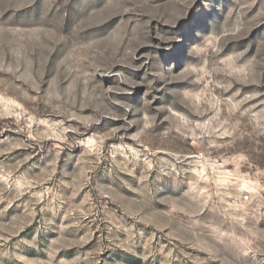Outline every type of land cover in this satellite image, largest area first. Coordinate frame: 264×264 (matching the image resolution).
<instances>
[{"label": "rangeland", "instance_id": "rangeland-1", "mask_svg": "<svg viewBox=\"0 0 264 264\" xmlns=\"http://www.w3.org/2000/svg\"><path fill=\"white\" fill-rule=\"evenodd\" d=\"M0 264H264V0H0Z\"/></svg>", "mask_w": 264, "mask_h": 264}]
</instances>
